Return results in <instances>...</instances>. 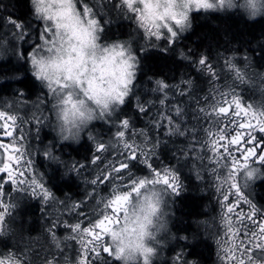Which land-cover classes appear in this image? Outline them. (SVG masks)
Instances as JSON below:
<instances>
[{"label":"clouds","instance_id":"obj_1","mask_svg":"<svg viewBox=\"0 0 264 264\" xmlns=\"http://www.w3.org/2000/svg\"><path fill=\"white\" fill-rule=\"evenodd\" d=\"M188 2L159 0V3L146 4L145 0H120V6L134 14L133 23L139 30L137 35H142L140 43L147 50L157 48L159 42L167 38L165 30L169 33V28L175 29L176 36L191 29V11L195 5L189 4L186 8ZM29 4L33 15L50 33V39L40 38L43 42L32 49L30 71L50 93L51 129L56 140L59 143L79 144L84 136L89 139V129L94 122L113 116L123 104L121 98L125 101L130 95L140 59L130 39L102 40L103 29L98 21L90 35L75 27L67 9L70 6L73 15H81L76 0H71L70 5L68 0H29ZM213 5V8L228 11L238 9L248 21L264 17V0H223V3L217 0ZM88 14H82L85 25L89 20L86 18ZM177 19L183 22L177 23ZM10 39L0 36V59L13 52ZM4 107L5 110L13 108L12 105ZM16 120L13 122L16 123ZM141 147L143 150L144 145ZM46 155L50 157L47 161L59 163V158L52 155L51 149ZM237 169L242 171L240 179L241 188L244 189L250 187V181L258 177L257 174L264 175L261 168L247 163L242 169L237 165ZM141 179L144 184L138 192L132 191L135 185H121L118 189L121 195L117 201L119 222L111 224L110 231L106 233L113 256L120 264H153L164 246L165 237L172 232L168 210L171 194L155 178L138 176L134 181L138 184ZM236 179L235 172L228 171L222 182ZM125 192L130 195L124 196ZM109 209L110 206L105 211L108 213ZM9 234L7 230H0V239L7 238ZM25 262L24 256L15 253H7L0 258V264Z\"/></svg>","mask_w":264,"mask_h":264},{"label":"flooded vegetation","instance_id":"obj_2","mask_svg":"<svg viewBox=\"0 0 264 264\" xmlns=\"http://www.w3.org/2000/svg\"><path fill=\"white\" fill-rule=\"evenodd\" d=\"M99 0H97L98 2ZM146 3V1H145ZM103 5V3H99ZM228 12H216L215 9L206 8H193L191 11V21L192 27L195 19L206 18L212 15H225ZM17 19V18H16ZM6 19H2L1 22H5ZM19 22H25L26 20H18ZM130 25L131 22L127 17L119 19V22ZM39 23V21H38ZM131 26V25H130ZM191 27V28H192ZM189 30L186 31V33ZM184 33V34H186ZM177 34L176 39L184 36ZM20 77H23L27 73L34 80V91L31 94H27L25 90L21 89L20 86H15L14 82H4L9 84L8 91L13 88V91L20 92L25 91V96L32 98L28 99L30 102H38L39 108H42V101L35 99V88L37 89V80L28 70H20ZM172 83V82H168ZM3 84V83H2ZM6 92L5 95L9 94ZM16 93V92H15ZM47 101L45 105H50V96L46 94ZM34 99V100H33ZM32 102V103H34ZM36 104V103H34ZM225 107H229L230 112L235 111V105L231 103H222ZM45 107V106H43ZM33 108L37 109V105ZM24 112V111H23ZM24 113H27L24 112ZM43 113V111H42ZM22 118H26L24 114H21ZM258 119V118H257ZM257 119L252 117H246L244 112H240L239 116L236 118L232 125H228V132L225 133V138L222 142H219V148L222 149V155L228 159V161L233 163L232 172L237 171V165L242 167L247 163L252 167H261L264 169V161L260 160V156L264 155V133H259L258 130L253 127L252 129H240L239 124H247L249 121L253 125L257 123ZM35 121V120H34ZM36 122V121H35ZM10 123L9 121H4V124ZM49 123V124H48ZM96 125H100L101 120L95 122ZM48 124V126H47ZM52 119L48 117L47 123L35 133L31 135L30 130L25 129V134L22 135L21 139L18 140L16 144H13L6 131H13L11 123L8 125L7 129L0 130V144L12 145L7 151L1 149L5 155V159L0 164V168L3 167L4 163L10 164V170L12 172V178L9 177V172H0V230H7L10 234L5 239H0V258H4L7 253H15L18 256H24L25 249H29V258L31 264H63L64 258L67 257L70 264H77V262L83 258L87 264H120V261L112 257V251L110 249L109 253H104L100 248H97V252L100 253L99 256L95 252L91 251V245L89 246V251L87 255L82 250V246L79 244V237L76 240L61 244V249L57 250L51 243V237L53 234L57 238L63 240L65 236H74L68 225L80 222L82 227H88L89 221H93L97 217V212L93 211L96 200L102 196L100 193L94 190V187L87 181L85 171L89 163L95 156L99 153H94L92 143L84 136L79 144L72 143H59L51 129ZM219 127H224V121L219 122ZM216 132L215 138L219 140L217 135L218 127L215 125ZM235 128V130H233ZM241 132L240 143L237 145L229 144V141L236 132ZM249 132L256 136V140L252 141L248 139ZM89 133L95 134L96 138L101 136V133L96 129ZM102 137V136H101ZM218 137V138H217ZM90 145V146H89ZM225 145L228 146V150L225 151ZM165 149L166 147L163 146ZM253 148L255 154L248 156L246 149ZM14 149H19L15 151ZM51 149L52 155L59 158V163H52L47 161L50 157L46 153ZM75 149V151H74ZM24 151L21 153V151ZM19 156V162L16 160L8 161V156ZM221 155V156H222ZM248 156L247 160L245 157ZM31 168V173L26 174L23 163ZM178 163V162H173ZM171 165H176V164ZM98 166H102L100 161L97 162ZM180 163L179 165H181ZM182 164L181 166H183ZM59 173L61 176L60 181L69 180L73 183V187L70 189H61L58 192L55 189L54 184L50 181L49 176ZM42 174V176H41ZM36 176L35 179H30ZM237 176V175H236ZM161 183L167 188V191L171 194L169 197V212L171 220V234L165 237L164 246L161 248L162 257L153 261V264H180L176 258L178 255L181 257V264L184 262L190 264H198L195 256L189 254V248H192L195 242L200 240L203 234L207 235V240L204 238V242L207 243L211 250V261L214 259V224L212 222L213 214L215 213V198L217 196L216 181L211 180L204 185L203 180H197L190 178L189 174H184L182 167L178 174L173 172L160 174ZM168 179V184H165L164 179ZM15 181V182H13ZM35 181L36 184L32 182ZM88 184L92 187L89 188ZM235 184V187L232 185ZM36 185H42V187H37ZM196 187V192L194 193L191 187ZM223 188L219 190L220 196L223 197L224 201V212H227L228 207L233 208V212L230 214V218L235 222L237 213H252V208L249 204L244 203L243 199L246 198L251 204L256 205L259 209L260 215L256 216L258 223L264 222V204L259 200L258 190L264 186V179H252L250 181V187L247 189L241 188V180L236 179L233 181L225 182L221 185ZM175 188V191H173ZM239 189V191H237ZM47 190L52 195L45 201L44 191ZM72 190V191H71ZM36 195H33V192ZM89 193H94V196H89ZM195 196L201 198L202 204L200 211L192 216V220L189 222L187 227L181 228L177 223V212L182 203V200L187 196ZM227 196L228 200L225 201L224 197ZM79 204L78 209H72L71 205ZM103 208V205H100ZM108 215H111V209H109ZM28 211V212H25ZM120 213L118 212L117 216ZM95 216V218H94ZM204 218H207V223H201ZM202 219V220H201ZM214 219V218H213ZM204 226V227H201ZM236 227L243 231L239 225ZM194 230L195 239L193 242H189V232ZM97 231H99L97 229ZM202 234V235H201ZM210 235H213L212 237ZM202 238V237H201ZM188 240V242L186 241ZM243 237L236 240L239 243ZM102 241L105 246L110 247L109 239L106 235L102 236ZM164 251L168 253V258L164 259ZM213 254V255H212ZM160 259V260H159ZM27 264V262H25Z\"/></svg>","mask_w":264,"mask_h":264},{"label":"rangeland","instance_id":"obj_3","mask_svg":"<svg viewBox=\"0 0 264 264\" xmlns=\"http://www.w3.org/2000/svg\"><path fill=\"white\" fill-rule=\"evenodd\" d=\"M147 3H159V0H145ZM208 3L215 4L217 3V0H207ZM99 3H103V5H100ZM76 6L79 12L83 14L84 8L87 7L91 9L90 13L86 17L87 19H94L99 22L100 26L102 27L103 31L101 33L102 40L108 41V40H115L116 39H130V41L133 43L135 47V51L138 55V52L143 51L144 48L140 41L142 40V35H137L139 32L138 29L135 28V25L133 23L134 14L127 12L125 9H123L120 6V0H76ZM32 9V7H31ZM115 11V13L120 17H127L131 24L134 25L132 27V30H130L132 33V36H128L126 34L125 36H115L113 34V27L112 25L114 22L110 19L114 17V13L111 11ZM215 9L216 12H240L238 9L234 11H228L223 8H210ZM4 6L1 5L0 2V17L6 19L5 22H1L0 25V36L10 37L9 44L13 48V52L7 56L4 59H0V85L4 82H13V80L16 79L12 77H3V73H5L7 70L11 69L12 71L19 70H28L30 71L29 66V53L32 52V49L36 47L38 44L42 43L43 41L40 40L41 35L45 36V39H50V33L47 32L46 26L38 20L33 15L32 10V17L29 18V20L25 22H19L14 16L7 14L4 12ZM264 18V17H263ZM115 19V18H113ZM39 21V23H38ZM116 23V22H115ZM16 24H19L20 27L17 28ZM129 25V27H130ZM109 28V29H108ZM175 31V29H173ZM187 31V30H186ZM186 31L184 33H186ZM184 33H178L180 35H183ZM262 34L264 35V25ZM165 37L166 39H162L161 42H164L163 47L167 48L173 47L175 43L177 42L176 37H171V34L168 33L165 30ZM158 44V45H159ZM161 47V44L159 45ZM223 50V49H222ZM228 49H224L222 53H226L222 56L221 65L223 66V72L221 70V73L215 75L209 74V81L210 86L209 87H202V94L193 93L194 97L193 99L187 98V94L184 96L179 95L180 92L187 93L189 89L184 88L183 81L189 80L191 76L185 77L186 74L183 72L178 73L176 77L172 76L174 78V81L172 83L166 82L170 88L168 91L167 98L165 100V105L161 106L159 104V99L164 98V94L158 91H154V89L157 87L155 81L158 80L157 78H153L152 76H143L142 79L134 82L132 86V104L133 106L138 110V99H139V105L143 106L146 112V117L143 118V124L142 126L133 128L129 126L128 129H124L120 122L124 119L119 116V113L123 110V106L126 103L125 102L118 108V110L115 111L113 116L109 117L106 120H101L100 125H96L94 122L91 125V128L89 129V132L92 130L96 131L98 130L101 133V136L99 135L98 138H96L95 134L89 133L92 139L90 142L92 143V147L94 150V153H99L98 156H101L102 159L100 160L101 167L98 166V164H92L89 163L87 166V169L85 171L87 181L91 184V181L93 179L97 178V175L104 171V174L107 175L109 172H111V169H106V165L109 163V161L112 162L114 167H118L120 162H123L125 164H128L127 170H122L121 175L123 177H128L131 174L132 180H134L136 177L134 174V171L131 170V167H138L140 164H144L141 161L147 160L148 164L151 165V168L147 166V171L143 173L141 176H149L150 178L157 179L158 183L163 185L161 183V177L160 174H165L169 172H173L174 174H178V171H180V168L182 167V171L184 174H189L190 178L199 179L204 181V185H206L208 182L211 183V180L216 181V189L219 188L220 190L223 188L221 185L225 182H222L224 176L227 175L228 171H232L233 163L231 164L230 161H228L227 158L222 157L219 153L217 155V152H220V148L218 146L220 143L218 142L216 145L217 152L212 151V144L210 141L217 140L215 138V132L216 128L215 124L212 123L213 120L222 122L223 117L216 116V113L213 111V107L218 110L219 107L224 106L222 103H217V101H227L231 102L233 96L237 97L241 101L242 108L247 112L246 117H252V113L256 112L257 114L264 110V67L262 69L256 70L254 74L249 70L250 66L248 61L240 55L232 54ZM230 52V53H228ZM222 55V54H221ZM231 55V56H230ZM140 59V56H138ZM215 60V62L218 59V56H212ZM226 59V61H225ZM187 62H192V59L186 60ZM264 63V60H263ZM220 64L218 66H220ZM229 64H235L243 74V79L238 80L235 78V71L229 68ZM207 65L206 64L203 67V70L201 69V66H194V73L198 74V77H203V83L206 82V74L207 70L205 69ZM140 67V65H139ZM31 72V71H30ZM190 73V71H189ZM188 73V74H189ZM193 74V73H190ZM36 79V78H35ZM162 80V79H159ZM38 82V81H37ZM143 83H147V85H143ZM248 83H256L258 85V88L261 92L259 99L256 98V92L253 91V88L250 90L252 93H247L246 91L241 92L243 89L247 87ZM176 85L175 88L172 86ZM37 89L35 88V99H39L42 101V108H39L38 102H30L28 99H31L29 97L25 96V91L20 92L19 91H13L14 89L11 88L9 94L5 95L3 93H0V111L5 112L6 115H12L16 116L17 120L16 123H13L12 121H9L12 125V133L13 136L11 137L10 141L13 144H16L19 139H21L22 135L25 134V129L30 130L29 133L31 135H35L37 131L42 129V127L47 123L48 119L46 120L45 117H49L52 119V114L50 112V105L44 104L48 99L46 97V94L50 96V93L47 91L46 88H44L39 82L37 83ZM254 86H256L254 84ZM184 88V89H183ZM16 92V93H15ZM130 93V94H131ZM223 94V95H222ZM254 94V95H253ZM243 95V96H242ZM130 96V95H129ZM128 96V97H129ZM127 97V98H128ZM205 97H207V100L205 101ZM248 97V98H247ZM187 98V99H186ZM34 100V99H33ZM151 101L152 103H149ZM196 101H199V104L196 103ZM5 105H12L13 108L11 110H5ZM35 105H37V109L33 108ZM231 105H234L231 103ZM251 105V107H249ZM45 106V107H43ZM179 106L182 109L186 110V115L184 117H177L175 114V107ZM198 108H205L206 113L209 115L206 116L205 113H199L194 111ZM27 111V113L24 112ZM43 111V113H42ZM140 112V110H139ZM244 112V113H245ZM21 114H24L26 118L21 120ZM193 115L198 116V120L193 119ZM169 117L172 119V124H169ZM128 117H125L127 119ZM258 118V116H257ZM36 122H35V121ZM6 121L5 118H0V125H3V122ZM186 121L187 123H185ZM97 122V121H96ZM179 123L181 124V130H187L186 135L184 137H181L178 133L177 134H170L168 132L169 127H175V125ZM49 124V123H48ZM47 124V126H48ZM196 127L198 129V134L193 136L191 129L193 127ZM2 127H0V130ZM124 131L125 137L124 140L127 141L129 144H132V148L130 149H124L122 146H118L116 149H112L110 146H108L107 151H98V144L99 143H105L108 145V141L112 140L113 142L117 141V137L115 136V133L117 131ZM143 130L148 136V142H144L143 136H141L139 133ZM208 132H211L212 135H207ZM135 133V135L133 134ZM218 138V137H217ZM15 141V142H14ZM219 141V140H217ZM134 142V143H133ZM143 144V154H141L140 150L136 149V145ZM171 146L175 149H180L182 151V156L179 158L178 162H181L184 164L183 166L179 165L178 163H173L176 165L168 164L158 157V150L163 146ZM24 151L22 150L21 153ZM135 157V159H133ZM5 155L3 151L0 149V164L5 159ZM146 165V164H144ZM153 165H157L159 168H157V171H155L153 168ZM226 165V167H225ZM23 168L27 175L31 173V168L23 163ZM261 168V167H256ZM262 170V169H261ZM205 173V174H204ZM158 174V175H157ZM111 175L113 177L116 176L115 172H111ZM237 179L241 180L240 177L242 175V171L238 170L236 171ZM42 176V174H41ZM258 177H253V179H259L263 175L257 174ZM36 176L31 177L30 179H35ZM207 179V180H206ZM132 180L124 179L122 181L123 186H128L132 183ZM115 181H106L102 183H98L96 185H92L94 187V190L100 193L104 198L110 199L113 184ZM90 184H88L89 188L92 187ZM164 186V185H163ZM165 187V186H164ZM217 196L215 198V213L213 214V218L211 219L214 224V243L216 239H222L224 238L226 229L224 228L223 221L221 220V216L224 215V201L223 197L220 196V193L217 191ZM99 198V199H100ZM110 211V210H109ZM108 211V213H109ZM107 213V214H108ZM95 218V216H94ZM202 220V219H201ZM207 218H204V220L201 221V223L206 224ZM202 235V234H201ZM213 235H210L211 237ZM202 237V238H201ZM200 237V240L205 241L207 240V235L203 234ZM205 240H204V239ZM244 238V237H243ZM232 237L229 236V240H231ZM239 237L236 239L238 240ZM215 253H214V259L211 261V264H219V260L217 258V247L215 243ZM110 249L112 251V247L110 245ZM162 250L160 249V254L158 258L162 257ZM168 253L164 251V259L168 258ZM239 255V252L236 253ZM213 255V254H212ZM112 257L115 258L112 254ZM159 259V260H160ZM181 264V257L178 255L176 258H174ZM157 260V259H156ZM184 264H190L191 262H184Z\"/></svg>","mask_w":264,"mask_h":264},{"label":"trees","instance_id":"obj_4","mask_svg":"<svg viewBox=\"0 0 264 264\" xmlns=\"http://www.w3.org/2000/svg\"><path fill=\"white\" fill-rule=\"evenodd\" d=\"M1 5L4 6V12L14 16L17 19L29 20L32 17V9L29 4V0H0ZM116 11V10H115ZM112 9L115 19H110L114 22L113 34L115 36H132V27L128 24L119 22L121 19ZM1 16V15H0ZM4 19L0 17V21ZM116 22V23H115ZM264 25V18L260 17L254 21H248L240 12L227 13L225 15H212L206 18L195 19L193 27L184 34V36L177 39L174 48L173 47H163L161 42V47L159 45L157 48H149L147 50L139 51L138 56H140V67L137 73V81L142 79L143 76L158 77L165 82H172L178 73L183 72L185 77L191 76L189 80L194 81L195 87L193 93L202 94V87H209V74H206V82L203 83V77H198V74L194 73V66H199V59L201 57L206 59V64H211L213 66V72L217 74L223 72V66L221 65L222 56L226 53H222L224 49H228L232 54L240 55L241 58L244 57L249 63V70L254 74L256 70L262 69L264 67V35L262 34ZM109 29V28H108ZM116 39V38H113ZM223 49V50H222ZM227 50V51H228ZM228 52V53H230ZM222 54V55H221ZM212 56H218L217 61ZM231 56V55H230ZM192 59V62H187L186 60ZM226 61V59H225ZM221 63V64H220ZM220 64V66H218ZM194 65V66H193ZM207 70V67L205 68ZM19 69L17 71L7 70L5 73L1 74L3 77H12L16 79L19 77ZM193 73L190 74L189 73ZM189 73V74H188ZM174 76V78H172ZM14 85L20 86L21 89L25 90L29 95L34 91V80L25 73L23 77L13 80ZM254 84L256 86H254ZM147 85V83H143ZM8 83H3L0 85V93L6 94L9 88ZM186 88V85H183ZM254 87V88H253ZM183 88V89H184ZM256 92V98L260 97V90L256 83H248L247 87L241 92L246 91L247 93H252L250 90ZM6 91V92H5ZM204 91V90H203ZM192 93V97H194ZM132 93L128 98H126V103L121 107L123 110L119 113L122 118L128 117L130 120V126L133 128L142 126L143 118L146 117V112H139L132 104ZM254 95V94H253ZM189 98V96H187ZM186 98V99H187ZM90 146V145H89ZM161 147L158 150V157L160 160L172 164L174 161L178 162L179 158L182 156V151L180 149H175L171 146ZM75 151V149H74ZM181 162H178L180 164ZM153 169L157 171L159 168L157 165H153ZM134 171L135 176H141L145 171H147V165L140 164L138 167H131ZM264 172V169L262 170ZM264 179V175L261 177ZM50 181L54 184L56 191L61 189H71L73 183L69 180L60 181L61 176L59 173L49 176ZM194 193L196 192V187L192 186ZM72 191V190H71ZM259 200L264 204V186L258 190ZM202 204L201 198L195 196H187L182 200V203L177 212V223L181 228L187 227L189 222L192 220V216L200 211ZM28 212V211H25ZM201 227H204L201 225ZM189 234V242L193 241L196 237L195 231L190 230L186 232ZM243 236H239L241 238ZM188 242V240L186 239ZM215 253V251H214ZM189 254L194 255L197 259L198 264H211V250L206 242L199 240L195 242L192 248H189Z\"/></svg>","mask_w":264,"mask_h":264},{"label":"snow or ice","instance_id":"obj_5","mask_svg":"<svg viewBox=\"0 0 264 264\" xmlns=\"http://www.w3.org/2000/svg\"><path fill=\"white\" fill-rule=\"evenodd\" d=\"M68 2L70 5L71 0H68ZM221 3H223V0H221ZM189 4H194L197 9L201 8V7L206 8V9L214 7V5L212 3H208L207 0H189V2L185 4V7L187 8L189 6ZM129 6L131 7V5H129ZM67 11H68L69 17H70L73 25L79 29H83L86 33H88L90 35L91 29L93 26H95L97 21L94 19H89L87 21V25H85L82 21V13L81 12H80L81 15H73L72 9L70 6L68 7ZM90 11L91 10L89 8H87V7L84 8V12L90 13ZM184 15H186V13ZM176 22L182 23L183 20L177 19ZM16 27L19 28L20 25L16 24ZM168 31L171 34V37L176 36V32L173 31L171 28H169ZM157 35H159V33H157ZM40 38L42 40H46L44 35H42ZM31 56H32V53H29V57H31ZM33 62H35V61H33ZM198 63L201 66V69L203 70V67L206 65V59L201 57L199 59ZM229 68L235 71V78L236 79H238V80L243 79V74L241 73L240 69L235 64H229ZM207 72L209 74L215 75V73L213 72V66L212 65H207ZM155 83H156L157 87L154 89V91H158V92H161L164 94V98H161L158 101L159 104L161 106H163V105H165V100L167 98L170 86L165 81L159 80V79L156 80ZM183 83L187 86L189 91L187 93L182 91L179 93V95L184 96L185 94H187L189 96V99H193L192 90H194V87H195L194 81L187 80V81H183ZM172 87L175 88L176 85H173ZM206 100H207V97H205V101ZM137 101H138L139 110L141 112L145 111L144 107L139 105V99ZM124 102L125 101L123 100V98H121V103H124ZM149 103H152V102L149 101ZM196 103L199 104V101H196ZM217 103H229V102L217 101ZM230 103L235 105V111L234 112H230L229 107L221 106L217 110L215 108V106H212L213 111L216 113V116L223 117V120H224V127H219L218 121H215V120L212 121V123L218 127L217 135L219 137V141H217V140L210 141V143L212 144V151L213 152H217V148H216L217 143L222 142L224 140L225 133L228 132L227 126L232 125L234 123L236 118L239 116L240 112H245V110L242 108L241 101L237 97L233 96L232 101ZM249 107H251V105H249ZM195 112L205 113L206 116L209 115L208 113H206L205 108H198L194 111V113ZM175 114L177 117H184L186 115V110L182 109L179 106H176L175 107ZM245 115H247V112H245ZM257 116H258V119H257ZM0 118H5L7 121H12V122L16 120L15 116L6 115V113L2 112V111H0ZM252 118L257 119V123L255 125H253L251 123V121H249L247 124H239L238 127L240 129H245V130L252 129L253 127H255L259 133H264V110L260 111L258 114L256 112H253ZM168 119H169V124L171 125L172 124L171 117H169ZM193 119L198 120V116L193 115ZM184 122L187 123L186 121H184ZM120 124L124 129H128L130 126V120L129 119H123L120 122ZM0 127L7 129L8 125L5 123L4 125H0ZM233 130H235V128H233ZM186 131L187 130H181V124H179V123H177L175 125V127H169V129H168V132L170 134H177L178 133L181 137H184L186 135ZM191 132H192V135L195 136L198 134V129L194 126L191 129ZM133 134L135 135V133H133ZM139 134L141 136H143L144 142L147 143L148 142L147 134L145 132H143V130H141V132ZM6 135H8L9 137H12L13 133L11 131H6ZM207 135H212V133L208 132ZM115 136L118 138L116 142L109 140L108 145H106L105 143H102V142L99 143L98 144V151H101V152L107 151L108 146H110L112 149H116L118 146H122L124 149L132 148V144H129L127 141L124 140V137H125L124 131L118 130L115 133ZM89 139L91 140L92 137L90 136ZM240 139H241V132L237 131L236 135L233 136L232 139L229 141V144L237 145L240 143ZM248 139L255 141L256 136L252 135L251 132H249ZM141 145H143V144L136 145V149L140 150L141 154H143V150H142ZM11 147H12V145L0 144V149H4L5 151H7ZM14 150L19 151V149H14ZM224 150L225 151L228 150L227 145H225ZM246 151H247L248 156H252L255 154V150L253 148H248V149H246ZM217 155H219L218 152H217ZM248 156L245 157L246 160H247ZM7 159L10 162L13 160H16L17 162H19L20 157L9 155ZM101 159H102L101 156H95L92 159L91 163L95 165ZM133 159H135V157H133ZM260 160L264 161V155L260 156ZM141 162L146 164L149 168H151V165L148 164L147 160H144ZM128 167H129L128 164H125L123 162H120L118 167H114L112 162L109 161V163L106 165V169H111V172H115L116 176L113 177L111 175V172H109L107 175H105L104 171H101L97 175V178L93 179L91 181L92 185H96L98 183L114 180L115 183L113 184L111 198L107 199V198L101 197L100 199L96 200L95 206L93 207V211L96 212V210L99 209V211L97 212V217H99V218H95L94 222L90 220L88 227H82V224L80 222L68 225L71 232L75 233L74 236H65L63 238V240H61V239L57 238L55 234H53L51 237V243L55 247V249L60 250L62 243L67 246V242L72 241V240H76L77 237H79L78 242L82 246V250L85 253V255H87V252L89 251L90 245H91V251L95 252L97 256L100 255V253L97 252V248H100L104 253L110 252V247L105 246L104 243H101L102 236L106 235V233H108L110 231L109 226L111 224L119 222L116 213H118L120 211L119 207H117V201H119L121 199V195H120L118 189L121 187L122 181L124 179L132 180L131 174L128 177H123L121 175L122 170H127ZM4 171L9 172V177L11 179L12 178V172L10 170V164L9 163H4L3 167L0 168V172H4ZM249 175L251 176L252 173H249ZM13 182H15V181H13ZM163 182L165 184H168V179L165 178ZM32 183L36 184L35 181H33ZM143 184H144V180L141 179L138 184L134 180H132V183L130 185H135L134 187H132V191L138 192L141 185H143ZM130 185H128V186H130ZM36 186L42 187V185H36ZM232 187H235V184H233ZM219 190L220 189L217 188V191H219ZM173 191H175V188H173ZM237 191H239V189H237ZM36 194L37 193L34 191L33 195H36ZM43 195H44L45 201H47L51 197L52 194L50 192H48L47 190H45ZM94 195H95L94 193H89V196H94ZM123 195L129 196L130 193L125 192V193H123ZM224 199H225V201H227L228 197L225 196ZM240 199H243L244 203L249 204L251 206L252 213L251 214L237 213L236 220L234 222L233 219L230 218V214L233 212V208L228 207L227 212L221 216V220L223 221V225H224V228L226 229V232H225L224 238L216 239V241H215L216 247H217V258L219 260V264H264V222L258 223L256 220V216L260 215L259 209L256 208V205L251 204V202L248 201L244 197H240ZM100 205H103V208H100ZM108 206H110V209L112 212L111 215H108L107 212L105 211V208ZM79 207H80L79 204H73V205H71V208L69 209V211H71L72 209H78ZM0 219H2V216H0ZM262 219H264V217H262ZM236 225H239L240 228L243 229V231H240L236 227ZM97 229L99 231H97ZM229 236L232 237L231 240H229ZM239 236H243L244 239H241L239 243H236V239ZM29 251L30 250L26 248L25 252L23 254L24 257L26 258L27 264H31V260H30L29 255H28ZM237 252H239V255L236 254ZM112 254H113V250H112ZM116 255L117 256L119 255V251H117ZM63 264H70V261L68 260L67 257L64 258ZM77 264H87V262L83 258H81L77 262Z\"/></svg>","mask_w":264,"mask_h":264},{"label":"bare ground","instance_id":"obj_6","mask_svg":"<svg viewBox=\"0 0 264 264\" xmlns=\"http://www.w3.org/2000/svg\"><path fill=\"white\" fill-rule=\"evenodd\" d=\"M205 174V173H204ZM207 180V179H206Z\"/></svg>","mask_w":264,"mask_h":264}]
</instances>
